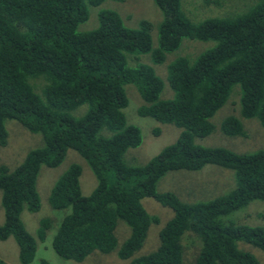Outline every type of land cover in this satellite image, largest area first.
<instances>
[{"label":"trees","instance_id":"obj_1","mask_svg":"<svg viewBox=\"0 0 264 264\" xmlns=\"http://www.w3.org/2000/svg\"><path fill=\"white\" fill-rule=\"evenodd\" d=\"M104 1L0 0V146L8 142L6 120L42 136V144L30 149L18 165L0 164V240L12 237L19 262L33 261L37 240L21 213L40 209V168L57 167L73 149L94 174L96 185L84 195L82 167L71 163L51 186L52 208H69L51 240L59 257L82 261L98 250L115 251L126 264H183L182 240L187 233L195 248L191 264H260L237 243L264 251V228L222 217L252 200H264V149L237 153L197 139L214 130L211 117L235 90L241 116L257 119L264 127V0L199 21L186 15L191 13L186 7L200 8V2L205 8L218 7L219 0H152L161 20L154 25L143 18L137 27L126 25L117 11L99 8L91 25L95 26L80 28L91 9ZM184 38L214 44L193 58L178 56L167 64L165 78L173 96L161 98L164 81L151 63H163ZM142 55L149 60L141 61ZM128 84L137 90L140 116L173 124L180 131L144 164L125 160L126 151L142 141L140 128L126 120ZM236 86L239 91L233 90ZM220 127L227 135L246 134L234 115ZM206 164L232 169L236 186L222 196L192 203L172 191L157 190L169 171H195ZM147 197L173 215L160 228L157 247L135 255L158 220L143 206ZM119 220L130 227V234L118 246ZM51 225L49 217L38 221L40 241Z\"/></svg>","mask_w":264,"mask_h":264},{"label":"rangeland","instance_id":"obj_2","mask_svg":"<svg viewBox=\"0 0 264 264\" xmlns=\"http://www.w3.org/2000/svg\"><path fill=\"white\" fill-rule=\"evenodd\" d=\"M255 0H219V6L205 8V3L200 2L201 7H192L189 4L186 7L191 13L186 15L193 21H199L209 15L220 13L228 15L234 11L245 10ZM99 8H110L119 13L123 22L128 26L137 27L140 19L146 18L154 25L161 20L160 10L152 0H105L90 11L89 19L80 25V28L88 29L95 26L96 12ZM95 18L93 26L92 21ZM91 26V27H90ZM152 47H155L156 31ZM213 41H200L184 38L179 47L166 55L165 61L161 64H152L155 72L164 81V86L160 94L161 98H172L173 92L165 78L167 64L178 56L189 58L195 57L200 52L212 47ZM141 61L147 62L148 55H142ZM133 85H126V93L130 92L129 105L125 108L126 120L130 124L138 126L141 130L142 141L133 148H129L125 153V160L131 164H144L164 146L171 144L179 134V129L170 123H159L151 117L140 116L136 109L140 103V98ZM239 88L236 86L233 90ZM233 92V91H232ZM235 90L228 100L211 117L214 130L204 138L197 139V142L205 146H220L230 149L237 153H248L258 149H264V127L260 125L257 119H249L241 116L239 111L238 94ZM238 102V104H237ZM229 115L240 118L242 126L246 132L245 135H227L222 132L220 127L223 120ZM5 125L8 129V142L5 146H0V164H6L13 168L24 158L25 154L32 148L42 144V136L27 129L23 124L15 120H6ZM157 126V127H156ZM158 128L159 132H154ZM71 163H78L82 167L80 176V185L82 193L88 195L96 185V178L84 159L73 149H69L60 165L57 167L42 166L37 178V189L40 195V209L36 212L23 211L21 213L22 221L28 232L35 236L37 240L36 254L33 261L29 264H39L43 259L48 264H126L127 260L117 257L116 252L101 253L98 250L90 253L82 261L67 260L59 257L51 247L52 237L57 229L61 218L69 211L66 209H54L48 202V196L51 186L56 178L63 173ZM235 173L232 169L216 164H206L200 170L169 171L158 182L157 190L172 191L178 197L186 202H198L214 199L231 191L236 186ZM143 206L147 212L157 217L156 223L149 227L146 239L142 247L135 255L146 254L154 250L158 243V232L165 222L173 215L170 208L162 206L153 198L147 197L142 200ZM49 217L52 221L51 227L47 231L46 239L40 241L36 235L38 221L41 218ZM224 221H232L239 225L261 226L264 228V200H252L246 205L222 217ZM4 220L3 210L0 205V223ZM118 240V246L129 236L130 227L119 220L115 229ZM187 234V233H186ZM186 234L183 237L182 262L191 264L194 260L195 248L189 241ZM238 247L241 250L254 255L260 264H264V251L244 241H238ZM0 258L4 264H21L18 260V247L12 237L6 240H0Z\"/></svg>","mask_w":264,"mask_h":264}]
</instances>
